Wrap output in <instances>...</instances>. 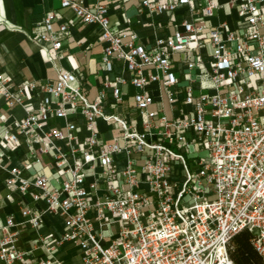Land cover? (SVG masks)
I'll return each instance as SVG.
<instances>
[{"label":"built area","instance_id":"obj_1","mask_svg":"<svg viewBox=\"0 0 264 264\" xmlns=\"http://www.w3.org/2000/svg\"><path fill=\"white\" fill-rule=\"evenodd\" d=\"M125 2L62 0L100 30L94 83L60 63L75 22L60 10L29 34L57 77L0 72L5 199L21 197L0 260L238 264L230 243L247 229L264 264V0L235 1L234 28L206 23L218 0H138L136 21L112 23ZM24 229L35 235L21 247Z\"/></svg>","mask_w":264,"mask_h":264},{"label":"crops","instance_id":"obj_2","mask_svg":"<svg viewBox=\"0 0 264 264\" xmlns=\"http://www.w3.org/2000/svg\"><path fill=\"white\" fill-rule=\"evenodd\" d=\"M94 0H85L92 3ZM201 4H207L209 0H199ZM237 0H218L219 7L206 21L208 25L226 22L231 28L238 23ZM138 0H126L124 10L113 11L110 19L112 23L131 17L136 21V4ZM60 10L62 16L74 19L70 28L63 33V48L60 51V63L66 69L81 67L89 74V80L94 83L95 72L100 68L103 44L99 40L100 30L95 25H85L78 21L72 9L64 7L62 0H0V19L7 26L0 27V72L12 76L17 82L24 80H51L57 77L56 69L47 62L45 53L29 39V34L35 35L44 30V18L47 12ZM57 26V25H56ZM142 36L151 35V26L137 27ZM94 77L92 81L91 78ZM96 94V88H92L91 95ZM16 114L22 116L24 111L16 109ZM102 127H104L102 125ZM24 147L16 153L21 154ZM18 163V162H16ZM36 167H39L36 166ZM28 171H24L27 175ZM5 173L0 169V225L5 224L6 218L11 213H19L20 199L15 194L13 200L5 199V185L3 178ZM33 229H24L19 245L26 247L34 237ZM40 255L41 251L36 250ZM0 264H5L0 260Z\"/></svg>","mask_w":264,"mask_h":264},{"label":"trees","instance_id":"obj_3","mask_svg":"<svg viewBox=\"0 0 264 264\" xmlns=\"http://www.w3.org/2000/svg\"><path fill=\"white\" fill-rule=\"evenodd\" d=\"M233 260L238 264H260L261 256L252 242V233L245 229L236 234L229 247Z\"/></svg>","mask_w":264,"mask_h":264},{"label":"rangeland","instance_id":"obj_4","mask_svg":"<svg viewBox=\"0 0 264 264\" xmlns=\"http://www.w3.org/2000/svg\"><path fill=\"white\" fill-rule=\"evenodd\" d=\"M91 80L93 81V80H94V77H92ZM90 98H91V99L94 98V93H93V95L90 96ZM212 198H213V197H212Z\"/></svg>","mask_w":264,"mask_h":264}]
</instances>
